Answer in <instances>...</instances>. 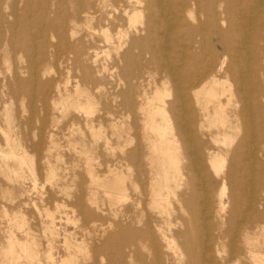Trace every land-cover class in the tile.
<instances>
[{
    "label": "bare ground",
    "instance_id": "6f19581e",
    "mask_svg": "<svg viewBox=\"0 0 264 264\" xmlns=\"http://www.w3.org/2000/svg\"><path fill=\"white\" fill-rule=\"evenodd\" d=\"M103 1L98 5L94 0H78L72 13H87L90 17L95 7L96 11L109 7L114 14L105 20L100 36L102 43L114 47L117 54L112 67L117 89L111 94L112 100L117 99V109L112 110L110 101H104L102 109L107 115L117 113L129 120L127 131L136 128L138 114L143 117L141 132L149 168L147 210L159 219L154 220L141 209L138 218L131 217L126 209L121 211L118 221L107 227L112 232L103 244L108 250L109 245L117 243L118 259L107 263L264 264V0H110L108 5ZM2 5L9 8L0 0V8ZM15 14L0 10V27L6 36L3 40H17L9 47L17 49L27 64L15 71L14 84L17 89L33 91L35 96L30 99L42 102L44 110L51 81L38 80L37 66L47 58L43 45H37L26 30L32 34H60L59 41L66 46L61 34L63 25L35 28L28 5ZM15 16L22 19L23 31L18 32L17 25L8 21ZM5 47L7 44L4 51ZM69 48L72 66L80 73L72 90L76 100L68 101L67 97L53 102L54 107L82 112L87 118L93 112V102L81 88L86 84L95 89L102 84L93 68L83 62L87 54L79 43ZM141 64L146 66L149 79L146 86H153L150 96L141 87ZM25 69L28 78L22 81L17 74ZM67 83L63 91H67ZM0 84L1 98L6 97L5 89L15 94L4 79ZM56 92L60 95L59 89ZM82 94L81 104L78 99ZM1 103L0 119L8 124L7 107L4 101ZM118 128L122 130L123 126ZM8 132L0 126L5 146V150L0 148V174L8 170L6 159L11 158L17 169L25 168L32 175L35 188L32 162L22 144ZM134 140V147L122 160L128 170H135L136 186L144 171L135 132L126 136L119 152L123 154L122 148ZM32 148L38 152L40 143ZM108 174L112 176L108 186L116 187L117 201L124 203L126 176L113 170ZM53 176L49 170L47 178ZM212 183L219 184L214 206ZM255 188L259 191L257 200ZM239 191L245 193L242 204L237 197ZM140 205L141 199L135 202V206ZM1 216L6 213L3 211ZM213 220L219 225L211 237L207 229H201L203 224L208 228ZM25 226L20 214L7 220L0 264H42L38 244ZM53 228L51 219L47 227L50 234ZM13 229L22 237H15ZM64 246L66 250L72 247L66 240ZM49 252L46 264H55ZM57 264H73V259L67 252Z\"/></svg>",
    "mask_w": 264,
    "mask_h": 264
},
{
    "label": "rangeland",
    "instance_id": "374dc122",
    "mask_svg": "<svg viewBox=\"0 0 264 264\" xmlns=\"http://www.w3.org/2000/svg\"><path fill=\"white\" fill-rule=\"evenodd\" d=\"M94 1L99 2L100 5L101 0ZM104 1L107 5L110 2V0ZM3 2L9 6V8H6V5L1 6L0 10L4 14L10 10L16 14L21 13L28 5L31 20L37 29L47 24L63 25L61 34L66 46L59 41L60 34L50 31L32 34L26 30L28 35L25 34L34 37L37 45H43L47 58L44 64L37 66L38 80L51 81L46 108L43 110L42 102L30 99L32 95L35 96L33 91L15 87V71L21 67L25 68L27 64L17 49L9 47L10 43H17V40L11 38L12 40H7L9 42L6 43L3 40L6 37L3 36V27H0V82L4 79V82L15 90V94L11 95L10 90L5 89L6 97L0 96V107L3 104L1 101H4L7 107L6 117L9 121L6 124L0 119V126L22 144L26 156L32 162L35 179V188H33L32 175L25 168L17 169L13 159H6L9 168L0 174V252L6 246L4 231L7 229V220L14 214H20L25 220V230L29 231L30 236L38 244L42 264H46L45 255L49 251L55 264L67 252L72 257L73 264H108L109 260H117L118 254L117 243L109 245L108 250L103 249L107 236L112 232L107 227L118 221L119 213L124 209L134 218L139 217L140 209L148 212L146 199L149 181L146 159L148 151L141 132L143 117L138 114L136 128L127 131L126 125L129 120L117 113L107 115L102 109L104 101L111 102L112 110L117 109L115 107L117 99L112 100L114 96L111 95L117 84V77L112 69L116 65L117 54L114 47L107 48L102 43L100 36L101 28L107 24L105 20H110L109 15L113 13L109 7L98 11L95 7V13L90 17L87 13H72L79 3L78 0H3ZM15 18L16 16L11 17L8 21L17 25L18 32L23 31L22 19ZM111 32L114 33V28ZM113 41L115 42V39ZM73 43H79L81 51L87 54L86 61L83 62L93 68L94 76L102 84L99 89H93V86L86 84L81 88L85 89L86 96L89 95L93 102V112L87 118L82 112L60 109L59 105L54 107V103L67 97L68 101L76 100L72 90L75 86V78L80 73L71 63L73 56L69 47ZM6 44L4 51L3 47ZM38 55V52L37 55L34 54L35 57ZM89 58L94 59L95 62L91 63L92 60ZM145 71L146 66L141 64L139 67L141 87L146 89L150 96L153 86L151 84L146 86L149 79ZM24 72L17 74L22 81L28 78L26 69ZM66 81L67 91H63ZM56 89L60 90V95L57 94ZM84 96V94L79 96L78 101L81 104ZM119 125L123 126L122 130L118 128ZM134 132L138 138L144 171V176L136 186L133 183L136 179L135 170L132 168L128 170L122 160L124 154L134 147L135 140L122 148L123 154L119 152L126 136ZM36 143H40L38 152L32 148ZM0 148L5 150L1 137ZM49 170L54 175L50 180L47 178ZM109 170L126 176L123 187L127 199L124 203L117 201L119 191L115 189L116 187L110 189L108 186L112 180V176L108 174ZM238 180L239 183H244V179L238 178ZM218 189L219 184L212 183L211 205L213 206ZM140 192L144 195L140 196ZM237 197L242 204L245 198L244 191L237 192ZM254 197L256 200L259 198L257 188L254 189ZM139 199L141 205L137 207L135 202ZM3 211L6 213L5 217L1 216ZM88 212H91L92 216L88 217ZM149 214L154 220H159L155 214ZM51 219H53L54 231L50 234L47 227ZM205 225L203 224L201 231L207 229L213 237L219 222L211 221L208 228ZM225 228L226 226L223 227ZM102 229L104 232L101 231ZM12 233L17 238L22 237L17 229H13ZM196 236L200 237L201 234L196 233ZM65 240L72 246L68 250L64 246ZM74 246L79 247V250L73 248Z\"/></svg>",
    "mask_w": 264,
    "mask_h": 264
}]
</instances>
